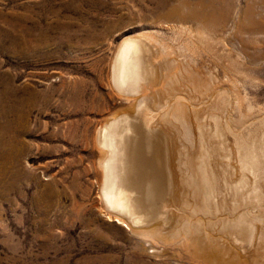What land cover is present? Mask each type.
<instances>
[{
  "label": "rangeland",
  "instance_id": "374dc122",
  "mask_svg": "<svg viewBox=\"0 0 264 264\" xmlns=\"http://www.w3.org/2000/svg\"><path fill=\"white\" fill-rule=\"evenodd\" d=\"M126 39L147 109L114 85ZM124 110L162 151L145 225L101 195ZM0 264H264V0H0Z\"/></svg>",
  "mask_w": 264,
  "mask_h": 264
},
{
  "label": "bare ground",
  "instance_id": "6f19581e",
  "mask_svg": "<svg viewBox=\"0 0 264 264\" xmlns=\"http://www.w3.org/2000/svg\"><path fill=\"white\" fill-rule=\"evenodd\" d=\"M148 49L149 43L147 45L144 40H124L117 52L113 72L114 85L118 92L126 98L136 95L139 108L146 109L147 89L156 82L153 74L154 65L150 62L152 54ZM123 113L107 122L97 137L103 154L100 160V172L103 175L101 195L108 210L137 224L145 225L143 222L149 218L150 213L146 207L152 205L153 201L164 193L166 187V176L160 162L162 151L157 148L158 144L154 147L152 140L150 146L145 145V138H149L150 141L151 138L158 136L156 132L149 131L144 138L139 124L134 122L129 111L127 113L124 110ZM147 231L141 234L144 238L151 239L152 234Z\"/></svg>",
  "mask_w": 264,
  "mask_h": 264
}]
</instances>
